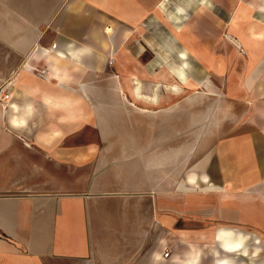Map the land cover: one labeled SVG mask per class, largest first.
<instances>
[{
	"label": "crops",
	"instance_id": "obj_1",
	"mask_svg": "<svg viewBox=\"0 0 264 264\" xmlns=\"http://www.w3.org/2000/svg\"><path fill=\"white\" fill-rule=\"evenodd\" d=\"M40 7L32 47L0 65L10 92L0 100V264H264V121L224 115L196 153L179 149L177 120L169 135L147 121L150 108L201 86L188 81L191 60L203 85L210 72L230 78L223 109L261 102L264 0ZM147 78L164 93H144ZM184 156L202 160L180 181ZM210 220L220 225L190 227Z\"/></svg>",
	"mask_w": 264,
	"mask_h": 264
},
{
	"label": "rangeland",
	"instance_id": "obj_2",
	"mask_svg": "<svg viewBox=\"0 0 264 264\" xmlns=\"http://www.w3.org/2000/svg\"><path fill=\"white\" fill-rule=\"evenodd\" d=\"M45 1L52 2V0ZM43 2L44 0H0V65L2 63L5 64V60L9 61L11 60V58H18L14 57V55L16 56L17 53L19 54V58H21V56L27 52L29 47H32L31 45L29 46L26 44V39L31 40L33 39V37L34 39H37V36L39 34V27L41 28L42 26L41 20L43 19V12H37L36 10L37 8L41 9L40 6L43 4ZM46 15H48V13ZM13 22L14 25L18 26V48H16V45H11L9 43L11 42L10 37L12 35L10 28L12 27ZM161 47H163V49H165L166 51H171L169 45H164ZM175 47V51H177L179 47ZM239 51L245 54V50L243 48L240 47ZM151 55L152 53H150V51H146L142 61H148L147 63L152 62L149 61V58L152 57ZM113 61L114 58H110V63H113ZM247 63L248 62L244 60L234 61V65H237V67L239 66L240 68ZM261 65L264 68V60H261V64L257 66L255 64L253 66L258 68ZM185 70L187 76L189 77L188 81H190V86H201H196L194 88H190L189 86H187V88L190 90L181 93L179 95L180 98L177 102L173 103L172 108L170 104L150 108V110L152 111L147 115L148 124L150 123V128H148L149 133L154 131L153 126H155V122L159 124L160 121H162L163 133L169 135L170 132H173L175 134V128H173L172 131L171 120H177L179 149H182L181 151H185L184 153H186L190 150V147H194L196 153L204 147L202 138L209 133L211 134L212 132H216L212 130L217 127V125L215 124L218 122L219 118L223 117L224 115H226V118L230 119L231 116H234V113H237L238 115L240 114L242 122H247V120L264 121V108H262L261 111H258V108H256L259 103H263L264 98H261L259 100L261 102L250 100L249 103H247L249 104L248 107L244 106L241 103H238L235 109L227 108L225 110L221 107V102H224V100L229 96L226 92L225 84L228 83V80H230V78L226 76L219 77L213 72H210V77L207 78L208 82L203 85L202 82L195 80L204 78L203 67L199 65L198 62L191 60L190 67H185ZM179 79L182 83V87V85L185 84L183 83L184 80H182L181 78ZM233 79L236 80L235 84L240 85V82L237 81V78H231L232 81H234ZM9 83L10 82H8V85ZM141 83L147 84V91L144 93L148 92V95L149 92L152 91L153 94H155V92L157 91L158 95H161L166 89L165 82L155 83L152 78H147V81L143 80L141 81ZM6 91L8 92L9 88ZM239 96H241V94ZM201 160L202 156H197L196 158H194V162L193 158L190 162V157H180L179 180L182 181L186 173H190V170H192L193 167L201 165ZM243 200V202H245L248 199L243 198ZM184 223L185 222L180 221V226ZM228 223L231 222L224 221L221 225H230ZM194 225L195 227L201 228L208 225L217 227L220 224L218 222H215L214 220L196 221L191 222L190 227H194ZM200 258L202 259V254Z\"/></svg>",
	"mask_w": 264,
	"mask_h": 264
},
{
	"label": "built area",
	"instance_id": "obj_3",
	"mask_svg": "<svg viewBox=\"0 0 264 264\" xmlns=\"http://www.w3.org/2000/svg\"><path fill=\"white\" fill-rule=\"evenodd\" d=\"M6 84H3L1 87H0V100H6V99H9L10 98V92L8 91H5V88H6ZM169 251L167 250L165 252V256H168L169 255Z\"/></svg>",
	"mask_w": 264,
	"mask_h": 264
},
{
	"label": "bare ground",
	"instance_id": "obj_4",
	"mask_svg": "<svg viewBox=\"0 0 264 264\" xmlns=\"http://www.w3.org/2000/svg\"><path fill=\"white\" fill-rule=\"evenodd\" d=\"M182 54H184V56H186V52H183ZM183 56V55H182ZM181 65H182V67H184L185 65H186V61L185 60H183L182 62H181ZM181 67V66H180ZM180 78L182 79V80H184L186 77H185V73H184V71L183 70H180ZM178 80H176V82H175V84H177L178 85V87H180V85H181V82H180V79L179 78H177ZM187 80V79H186ZM137 94V93H136ZM138 95V94H137ZM152 98V100H156V97L155 96H152L151 97Z\"/></svg>",
	"mask_w": 264,
	"mask_h": 264
}]
</instances>
